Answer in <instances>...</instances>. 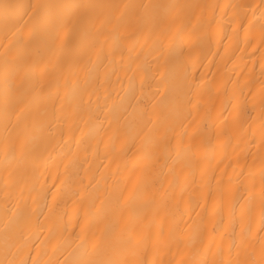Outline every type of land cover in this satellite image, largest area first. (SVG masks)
Instances as JSON below:
<instances>
[{
	"label": "bare ground",
	"instance_id": "6f19581e",
	"mask_svg": "<svg viewBox=\"0 0 264 264\" xmlns=\"http://www.w3.org/2000/svg\"><path fill=\"white\" fill-rule=\"evenodd\" d=\"M0 264H264V0H0Z\"/></svg>",
	"mask_w": 264,
	"mask_h": 264
}]
</instances>
